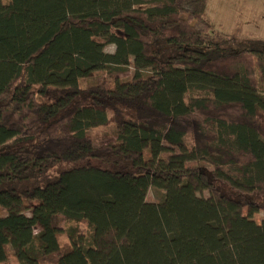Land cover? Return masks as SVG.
<instances>
[{
	"label": "trees",
	"instance_id": "1",
	"mask_svg": "<svg viewBox=\"0 0 264 264\" xmlns=\"http://www.w3.org/2000/svg\"><path fill=\"white\" fill-rule=\"evenodd\" d=\"M183 1L0 0V264L60 234L56 264H264V220L239 211L264 209V39L231 48Z\"/></svg>",
	"mask_w": 264,
	"mask_h": 264
},
{
	"label": "rangeland",
	"instance_id": "2",
	"mask_svg": "<svg viewBox=\"0 0 264 264\" xmlns=\"http://www.w3.org/2000/svg\"><path fill=\"white\" fill-rule=\"evenodd\" d=\"M7 2L8 0H2ZM143 2L149 0H141ZM181 11L184 13L203 11L210 21L213 30L219 37L231 48H237L239 44L247 39H264V0H207L206 2L198 0H184L181 5ZM105 51L113 54L114 46H108ZM134 74V68L131 67L127 71H110L105 70L95 73L88 80L81 83L82 87L88 86L92 82H100L106 86H114L115 81L120 82L130 81ZM136 90L142 91L149 87V83H141L135 86ZM64 89L49 88L44 96H40L42 100L50 101L57 99L63 95ZM109 124L105 127L94 128L88 131V136L96 145H104L115 143L117 139V126L114 122L112 113L109 114ZM191 138L188 137L187 142L191 144ZM206 198L211 197V194L206 192L200 194ZM216 196V195H215ZM161 195L151 189L148 196L149 202H158ZM243 216L251 217L258 225L264 220V209L255 214H251L248 208L242 207L239 209ZM30 215V213H28ZM55 224L64 227L69 225L62 216H56ZM82 233L87 231V223L84 221L79 224ZM40 227L35 229L38 233ZM60 252L41 258V264H56L60 254L69 252L71 246L67 235L60 234ZM9 261L8 264H15L16 258L14 250L8 247Z\"/></svg>",
	"mask_w": 264,
	"mask_h": 264
}]
</instances>
